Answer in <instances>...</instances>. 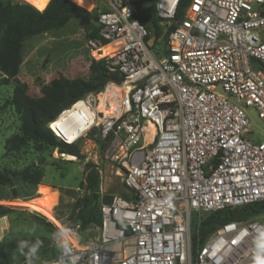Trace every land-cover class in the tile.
I'll return each mask as SVG.
<instances>
[{
  "label": "built area",
  "instance_id": "1",
  "mask_svg": "<svg viewBox=\"0 0 264 264\" xmlns=\"http://www.w3.org/2000/svg\"><path fill=\"white\" fill-rule=\"evenodd\" d=\"M180 1L154 0L157 39L133 1L109 0L99 13V40L88 45L121 79L76 100L47 128L66 145L90 136L135 199L101 203L100 226L66 228L79 245L64 241L39 264L264 258V218L219 225L202 241L199 231L204 215L264 203V138L245 112L253 107L264 125V0H190L177 21Z\"/></svg>",
  "mask_w": 264,
  "mask_h": 264
},
{
  "label": "rangeland",
  "instance_id": "2",
  "mask_svg": "<svg viewBox=\"0 0 264 264\" xmlns=\"http://www.w3.org/2000/svg\"><path fill=\"white\" fill-rule=\"evenodd\" d=\"M132 1L121 0L123 3ZM79 6L88 12L98 13L105 7L109 8V0H93V4L88 8ZM89 40L79 24L71 21L59 31L26 41L22 49V63L18 75L8 84L0 86V171L17 173L26 166H36L42 172V178L35 191L31 186L14 180V186L19 194L17 198L12 199L9 189L0 186V205L9 209L0 218V241L40 237L46 242V245L43 244L35 254L25 256V261L14 253V264L53 261L56 251L52 244L60 246L62 237L66 238L67 235L63 231L68 228L66 219L71 206L83 196L79 184L84 180L85 163L95 161L101 172L96 193L98 200L92 203L93 209L97 211L98 204L104 203L106 197L129 194L122 173L117 175L115 167L102 161V150L90 136L73 144L80 158L60 155L56 151L38 148L32 144L17 156H4L5 140L17 134L20 127L18 115L7 105L14 84L19 82L25 85L29 97L39 100L48 107L58 105L63 92L71 84L77 86L88 79L89 61L94 59L88 45ZM245 112L258 138H264V125L258 119L256 110L248 107ZM40 192L48 194L46 202L52 204V211L40 199ZM33 215L44 217L58 230L59 236L52 239L50 234L33 220ZM263 218L257 216L253 220ZM84 239L88 238L85 236Z\"/></svg>",
  "mask_w": 264,
  "mask_h": 264
},
{
  "label": "trees",
  "instance_id": "3",
  "mask_svg": "<svg viewBox=\"0 0 264 264\" xmlns=\"http://www.w3.org/2000/svg\"><path fill=\"white\" fill-rule=\"evenodd\" d=\"M190 0H181L177 6L175 20H181L184 8ZM139 10L138 19L145 26L149 37L159 38L162 27L154 10V0H133ZM105 7L95 13L88 12L71 0H0V86L8 84L18 73L22 63V49L26 41L33 38L56 32L63 29L71 21H76L84 34L90 40H99L98 15L107 11ZM172 28V27H171ZM264 70V68H262ZM88 79L78 83L77 86L70 85L62 94L58 105L48 107L37 99L27 95L25 85L16 82L13 86L10 99L7 105L12 107L18 115L20 127L17 134L11 135L4 142V156H17L26 149L29 144L42 149L56 151L60 155H69L80 158L75 145H66L51 134L47 124L56 115L70 106L76 100L88 93L98 92L109 81H119L121 76L117 73H110L106 69L104 60L90 59L88 65ZM42 178V172L38 167L26 166L21 171H0V186L9 189L11 198L19 196L14 186V180H18L31 186L35 191L36 185ZM99 175L91 162L85 163L84 180L79 184V190L83 196L78 198L71 206L70 213L66 219L68 228L79 225L81 231L88 228L100 226V214L98 209L91 207L92 203L98 200ZM40 199L52 211V204L48 201V194L39 193ZM127 200H134V194L129 191L128 195L121 196ZM111 197H106L103 202L109 203ZM9 209L0 205V218ZM264 215V203H255L239 208H226L204 215L199 226L201 241L217 226L226 223H245L253 221L254 217ZM33 220L40 225L51 238L59 236L57 229L44 217L33 215ZM23 242V246L22 243ZM39 244L40 249L46 242L40 237H28L0 241V264H14V253L21 260L31 254L30 249ZM52 248L58 251L57 246ZM54 264V263H52Z\"/></svg>",
  "mask_w": 264,
  "mask_h": 264
},
{
  "label": "bare ground",
  "instance_id": "4",
  "mask_svg": "<svg viewBox=\"0 0 264 264\" xmlns=\"http://www.w3.org/2000/svg\"><path fill=\"white\" fill-rule=\"evenodd\" d=\"M72 2L76 3L77 5H81V6H84V7H90L92 4H93V0H71ZM111 52L110 48L109 47H106L104 50H103V54L104 55H107ZM66 235V234H65ZM62 241H60V243L64 242V241H70L72 242L73 244L75 245H79L77 243V241H75L73 238L69 237V235L66 236V238H63L61 239Z\"/></svg>",
  "mask_w": 264,
  "mask_h": 264
},
{
  "label": "clouds",
  "instance_id": "5",
  "mask_svg": "<svg viewBox=\"0 0 264 264\" xmlns=\"http://www.w3.org/2000/svg\"><path fill=\"white\" fill-rule=\"evenodd\" d=\"M22 243V246H23V242ZM38 247H39V244H37V246H34L30 249L31 253L35 254L37 251H38ZM256 264H264V258H261V257H257L256 259Z\"/></svg>",
  "mask_w": 264,
  "mask_h": 264
},
{
  "label": "water",
  "instance_id": "6",
  "mask_svg": "<svg viewBox=\"0 0 264 264\" xmlns=\"http://www.w3.org/2000/svg\"><path fill=\"white\" fill-rule=\"evenodd\" d=\"M152 43H153V39H149L148 46L151 47Z\"/></svg>",
  "mask_w": 264,
  "mask_h": 264
}]
</instances>
